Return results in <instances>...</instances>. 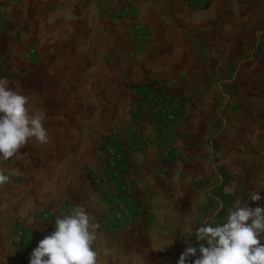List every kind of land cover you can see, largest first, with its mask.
<instances>
[{
  "label": "crops",
  "instance_id": "0c3cea01",
  "mask_svg": "<svg viewBox=\"0 0 264 264\" xmlns=\"http://www.w3.org/2000/svg\"><path fill=\"white\" fill-rule=\"evenodd\" d=\"M158 1L161 6L146 9L132 5L147 37L143 45L128 19L115 14L119 20L112 18L105 23L107 30L100 28L92 15L94 5L81 0H0V78L18 82L33 106L44 110L49 132V143L29 142L17 156L0 159V170L10 176L0 186V264H29L38 242L54 231L39 220L41 209L58 210L65 203L70 213L82 205L93 221H111L109 205L86 177L82 188L76 187L66 164H55V159L65 162L75 136L69 131L77 130L81 120L73 121L67 109L68 100L80 91L70 83L91 80L98 67L90 54L97 49L126 58L133 43L139 53L124 64L125 87L153 79L162 83L157 82L168 98H185V113L169 131L172 162L162 155L164 143L155 136L152 121H134L148 142L128 147L126 154L135 221H172L179 204L192 206L200 194L202 202H210L218 187L232 197L231 207L240 200L264 208V0H210L200 10L184 9L187 0ZM71 110L74 114L76 108ZM131 126L128 117L115 128L122 148ZM54 184L64 188L60 201L51 197ZM254 191L259 201L251 200ZM60 215L58 211L56 217ZM18 228L33 235L24 258L16 251Z\"/></svg>",
  "mask_w": 264,
  "mask_h": 264
},
{
  "label": "rangeland",
  "instance_id": "374dc122",
  "mask_svg": "<svg viewBox=\"0 0 264 264\" xmlns=\"http://www.w3.org/2000/svg\"><path fill=\"white\" fill-rule=\"evenodd\" d=\"M186 2L187 7L184 9L200 10L207 7L203 6L204 3H191L190 0ZM81 3L94 5L92 15L100 22V28L103 27L105 30H107L105 23L111 24L112 18L119 20L115 17V11L122 4L130 6L132 10L133 6L145 9L150 5L161 6L158 0H81ZM58 5L70 7L69 3ZM108 29L112 33V28L108 27ZM135 48L137 47L130 43L131 55L126 58L120 52L97 49L90 54V58L96 60L95 65L98 67L93 72L91 80H84L78 84L69 82L70 86L75 84L77 91H80L68 100L67 109L73 121L77 118L81 120L76 124L77 130L69 131L75 136L70 140L71 144L67 145V156L63 160L65 162L55 159V164L61 163L62 166L66 164V172L77 179L76 187L82 188L84 176L93 190L92 177L100 170L103 162L100 155L103 136L109 130L123 126L130 117L128 87H125L122 79L125 62L136 59L139 53ZM30 54L31 52L28 53ZM4 55L8 59V53ZM148 81L162 84L153 79ZM178 102L183 110L179 114L182 117L185 113V98ZM72 106L76 108L74 114L71 110ZM79 109L84 113L79 114L77 112ZM172 161L174 158L170 160ZM199 186L198 188H201V185ZM53 188L51 197H56L55 199L60 201L59 198L63 197L60 196L63 186L54 184ZM202 198L203 195L200 194L192 206L186 203L179 204L178 214L176 213L178 217L172 221H136L134 225L120 232L111 230L110 221H100V219L93 221L99 225L96 230L97 239L93 245L98 253L99 264H177L179 256L186 247L185 239L194 242L195 229L205 219L212 222L214 218L220 224L226 222L227 215L219 218L220 211L223 207H227L229 213L233 204L232 197L223 194L220 187L210 195V202L206 200L202 202ZM204 198L207 199V195H204ZM38 201L40 200L37 199L36 202ZM172 214H175L174 210ZM107 219H109L108 215Z\"/></svg>",
  "mask_w": 264,
  "mask_h": 264
},
{
  "label": "clouds",
  "instance_id": "9594fccd",
  "mask_svg": "<svg viewBox=\"0 0 264 264\" xmlns=\"http://www.w3.org/2000/svg\"><path fill=\"white\" fill-rule=\"evenodd\" d=\"M46 119L18 82L0 78V159L17 156L29 142L49 143ZM9 182L10 176L0 170V186ZM250 198L255 202L261 196L254 191ZM98 228L84 206H74L70 213L56 217L54 231L38 242L29 264H99L93 246ZM184 243L177 264H264V208L237 200L226 222L205 219L195 229L194 242L185 239Z\"/></svg>",
  "mask_w": 264,
  "mask_h": 264
},
{
  "label": "built area",
  "instance_id": "2783aa9c",
  "mask_svg": "<svg viewBox=\"0 0 264 264\" xmlns=\"http://www.w3.org/2000/svg\"><path fill=\"white\" fill-rule=\"evenodd\" d=\"M210 0H196L194 3H206ZM203 4V5H204ZM115 14L118 18H126L130 21V30L139 43L146 42L147 37L143 33L142 26L133 13L132 8L126 4L120 5ZM2 14L0 11V24ZM5 57V51L2 52ZM34 54V51H31ZM129 113L132 126L130 138L125 147L118 143L116 129L109 130L101 142L102 166L92 177L93 190L101 197L102 201L109 205L108 217L111 220V230L120 232L128 229L136 222L135 197L128 182L127 172L129 161L127 159L128 147L147 145V139L133 125L134 121L149 119L153 123L155 136L164 143L162 155L166 159L173 158L174 146L169 138L170 127L176 122L181 106L176 100L168 98L162 87L157 82H147L142 85L128 86ZM130 145V146H129ZM61 215L68 212L65 203H61L58 210L45 209L38 217L49 226H54L56 213ZM32 233L23 228L15 231L16 251L21 257H27L31 251Z\"/></svg>",
  "mask_w": 264,
  "mask_h": 264
},
{
  "label": "trees",
  "instance_id": "16d2710c",
  "mask_svg": "<svg viewBox=\"0 0 264 264\" xmlns=\"http://www.w3.org/2000/svg\"><path fill=\"white\" fill-rule=\"evenodd\" d=\"M191 3L196 2V0H190ZM210 1H207L203 6H208ZM227 207H223L220 211L219 218H224L227 215Z\"/></svg>",
  "mask_w": 264,
  "mask_h": 264
}]
</instances>
